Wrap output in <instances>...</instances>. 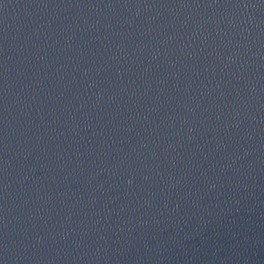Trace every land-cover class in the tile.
<instances>
[{
    "label": "water",
    "instance_id": "1",
    "mask_svg": "<svg viewBox=\"0 0 264 264\" xmlns=\"http://www.w3.org/2000/svg\"><path fill=\"white\" fill-rule=\"evenodd\" d=\"M0 264H264V61L221 0H0Z\"/></svg>",
    "mask_w": 264,
    "mask_h": 264
}]
</instances>
